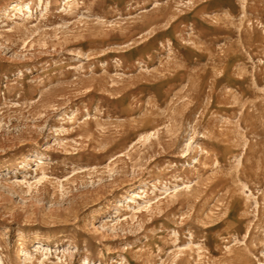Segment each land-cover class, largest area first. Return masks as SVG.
I'll return each instance as SVG.
<instances>
[{"label":"rangeland","instance_id":"obj_1","mask_svg":"<svg viewBox=\"0 0 264 264\" xmlns=\"http://www.w3.org/2000/svg\"><path fill=\"white\" fill-rule=\"evenodd\" d=\"M0 264H264V0H0Z\"/></svg>","mask_w":264,"mask_h":264},{"label":"bare ground","instance_id":"obj_2","mask_svg":"<svg viewBox=\"0 0 264 264\" xmlns=\"http://www.w3.org/2000/svg\"><path fill=\"white\" fill-rule=\"evenodd\" d=\"M150 200H151V198H148V199L144 200L143 203H148V202H150ZM134 202L138 203V204H137V208H140L141 203L138 202V200H135V199H134ZM133 205H134V204H133ZM132 207H133V206H132ZM134 208H135V207H134ZM62 235H63L62 233H59V234H58V237H60V236H62Z\"/></svg>","mask_w":264,"mask_h":264}]
</instances>
